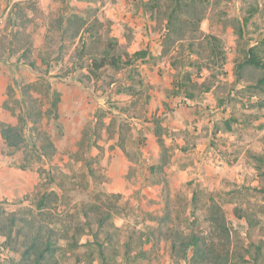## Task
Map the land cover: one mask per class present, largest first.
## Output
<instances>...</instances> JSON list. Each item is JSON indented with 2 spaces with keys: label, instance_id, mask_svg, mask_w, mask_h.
I'll return each instance as SVG.
<instances>
[{
  "label": "rangeland",
  "instance_id": "374dc122",
  "mask_svg": "<svg viewBox=\"0 0 264 264\" xmlns=\"http://www.w3.org/2000/svg\"><path fill=\"white\" fill-rule=\"evenodd\" d=\"M263 39L264 0H0V211L55 228L58 264H103L100 242L111 264H193L171 247L192 234L264 264L262 71L239 66ZM107 48L131 63L96 79Z\"/></svg>",
  "mask_w": 264,
  "mask_h": 264
},
{
  "label": "trees",
  "instance_id": "16d2710c",
  "mask_svg": "<svg viewBox=\"0 0 264 264\" xmlns=\"http://www.w3.org/2000/svg\"><path fill=\"white\" fill-rule=\"evenodd\" d=\"M248 18H246V21ZM71 23V17L68 18ZM264 42V39H263ZM148 54L147 50H138L133 54V57L143 58ZM131 63V61H125L121 54L113 52L112 49H104L101 56L92 60L88 66L90 74L96 79L101 77L106 66H110L114 69L122 68V65ZM36 62L32 61L31 66H35ZM250 65L255 68H259L262 71L261 76L257 79L256 86L264 91V59L259 55L256 46H252L248 49L245 60L239 64V66ZM175 85V80L172 81ZM184 86V84H183ZM188 97H193L188 93ZM57 101L53 102V106H56ZM28 115V119L31 118L28 110L21 115V119L24 115ZM27 122V119H24ZM228 129H231L230 123L226 124ZM1 134L7 145L10 147L19 146L22 142L21 129L17 125L4 124L1 128ZM46 195H43L41 201L45 199ZM40 201L42 205L43 202ZM41 205L39 208H41ZM221 229L226 231V225L222 223ZM228 233V231H227ZM58 232L55 228L45 226L42 222L36 220L32 214L19 215L17 212L5 213L0 211V251L11 245L12 242H18L21 251L20 256L22 262H29L30 264H58L59 260L55 258L54 253L57 249H60V240L63 236H57ZM172 240V253L185 260H189L193 264H226L229 260V255H224L213 251L206 247V243L197 234L180 235ZM72 243V242H71ZM99 244V254L103 264H111L110 258L115 257V254L106 253L104 243ZM10 264H20L21 261H16L15 258H11ZM0 264H4L0 256Z\"/></svg>",
  "mask_w": 264,
  "mask_h": 264
},
{
  "label": "crops",
  "instance_id": "0c3cea01",
  "mask_svg": "<svg viewBox=\"0 0 264 264\" xmlns=\"http://www.w3.org/2000/svg\"><path fill=\"white\" fill-rule=\"evenodd\" d=\"M231 77V76H230ZM209 91V90H208ZM206 94H209V93H206ZM209 97L208 98H205L203 101L202 100H196L194 103H203L204 101L205 102H207V101H211V99H213V95L210 93V95H208ZM204 102V103H205ZM208 106H209V104H207ZM221 108H222V106H221ZM217 115V113H215V115L214 116H216ZM195 116H197L196 114H195Z\"/></svg>",
  "mask_w": 264,
  "mask_h": 264
}]
</instances>
